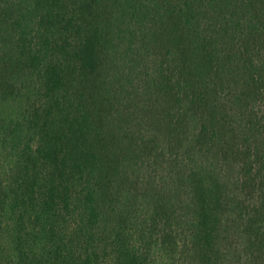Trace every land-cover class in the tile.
<instances>
[{"label":"trees","instance_id":"trees-1","mask_svg":"<svg viewBox=\"0 0 264 264\" xmlns=\"http://www.w3.org/2000/svg\"><path fill=\"white\" fill-rule=\"evenodd\" d=\"M205 2L0 0V91L9 85L14 92L18 77L26 81L35 77L34 87L41 92L34 115L12 130V149L19 152L11 182L0 175V230L3 226L11 230L15 253L5 264H60L63 253H69L68 244L73 246L71 253L85 254L83 264L147 263L149 247L133 241L123 225L100 228L105 196L116 195L112 190L128 168L114 136L120 116L116 109L120 80L112 73L110 64L116 58L110 48L136 38V31L125 28H158L166 46L184 59L180 70H164L161 82L172 91L178 72L183 81L178 78V89L171 92L175 102L181 104L183 97L191 108L210 111L212 122L200 123L193 146L205 139L214 149L228 129L224 122L228 108L220 98L229 94L219 96L214 89L220 85L223 91L227 80L221 77V66L228 62L237 67L238 59L248 70L261 59L264 0L236 5L244 25L242 30V25L234 23L233 38L239 37L242 46L233 44L225 53L223 46L214 47L211 30L200 32V17L203 9L217 11L225 20L232 19L233 13H227L217 0H208L211 8H205ZM255 81L261 84L263 78ZM22 133L30 136L27 142L21 140ZM173 139L181 145V139ZM251 149L239 154L247 160ZM192 162L187 152L171 150L168 164L179 171L177 186L185 189L194 211L191 250L195 253L187 264H211L214 252L220 251L221 229L231 215L229 203L218 183L206 181L204 167L201 171ZM245 178L246 183L255 181L250 174ZM260 186V206L252 209V215L251 211L239 215L254 217L247 226L252 227L264 210V180ZM6 212L10 221L3 225ZM254 231L258 241L251 243L249 263L264 264V232ZM173 234L171 230L164 235V247L168 239L170 248L178 247Z\"/></svg>","mask_w":264,"mask_h":264},{"label":"rangeland","instance_id":"rangeland-1","mask_svg":"<svg viewBox=\"0 0 264 264\" xmlns=\"http://www.w3.org/2000/svg\"><path fill=\"white\" fill-rule=\"evenodd\" d=\"M140 1L145 3V0ZM245 1L217 0L227 8V13L229 10L233 13L230 20L223 19L217 11L202 10L200 32L207 28L211 30L209 35L213 37L214 47L221 49L223 46V53L228 52L233 44L242 46L239 37L233 38L234 23L242 25V30L244 25L239 19L240 13L234 8ZM210 5L206 0L205 8H211ZM125 29L136 31L137 36L117 42L110 48L116 58L110 66L120 80L116 85L119 89L116 109L120 116L115 120L114 136L118 145H122L119 154L128 168L125 178H121V183L118 182L112 190L116 195L109 193L105 196L100 228L123 225L133 235V241L149 247L146 264L190 263L192 253H195L191 250L194 211L185 189L177 186L179 171L171 169L168 164L172 149L177 153L187 152L192 165L201 171L204 167L206 181L214 185L218 183L229 203L231 215L221 229L222 234L217 239L220 251L214 252L211 264H253L249 263L250 246L254 240L258 241L254 230L261 228L264 232V210L252 227L247 226V222L252 223L253 216L240 218L239 215L241 211H251L252 215V209L260 206V183L264 180V48L259 62L248 70L238 59L234 63L237 67L228 62L221 66V77L227 79L223 91L220 85L211 89L217 88L219 96L223 92L229 94L226 99L220 98L228 108L224 121L228 129L226 136L219 137V144L213 149L205 139L193 146L200 123L212 122L210 111L191 108L183 97L181 104L175 102L172 93L178 89V78L183 81L178 72L175 74L178 77H173L172 91L161 82L162 72L180 70L184 59H179L181 55L176 49L166 46L158 28L144 30L136 26ZM261 78V84L255 85V79L260 81ZM25 79L18 77L14 80V92L8 89L9 85L5 88L7 90L0 91V175L8 183L17 170L19 152L12 149V130L26 124L34 115L33 107L36 108L41 99V92L34 87L37 79L28 78L30 82ZM174 137L181 139L180 146L175 145ZM20 138L27 142L30 136L22 133ZM247 147L252 149L246 160L239 150L244 151ZM249 174L255 178L254 183H246L245 177ZM9 219L10 214L6 212L3 225L9 223ZM171 230L178 243L176 249L170 248L171 239L163 246L164 235ZM10 235L11 230L3 226L0 230V263H8L15 256ZM66 247L69 253H63L60 264H83L85 254L71 253L73 246L70 244Z\"/></svg>","mask_w":264,"mask_h":264}]
</instances>
